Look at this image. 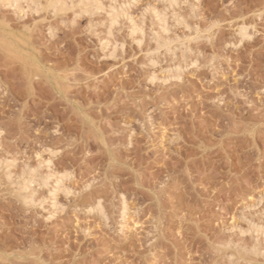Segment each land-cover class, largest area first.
<instances>
[{
    "label": "rangeland",
    "instance_id": "obj_1",
    "mask_svg": "<svg viewBox=\"0 0 264 264\" xmlns=\"http://www.w3.org/2000/svg\"><path fill=\"white\" fill-rule=\"evenodd\" d=\"M18 1L0 264H264V0Z\"/></svg>",
    "mask_w": 264,
    "mask_h": 264
},
{
    "label": "bare ground",
    "instance_id": "obj_2",
    "mask_svg": "<svg viewBox=\"0 0 264 264\" xmlns=\"http://www.w3.org/2000/svg\"><path fill=\"white\" fill-rule=\"evenodd\" d=\"M37 1H39V0H37ZM46 1H48L49 2V4H50V6L51 7H56L57 5H58V7H60L59 5L61 4V0H46ZM10 2H13V3H17V2H19L18 0H0V4H7V3H10ZM47 2V3H48ZM63 3V2H62ZM81 4V3H80ZM45 5H47V4H45ZM40 6V5H39ZM48 6H46L45 8H47ZM50 7V8H51ZM58 7H56V9L58 8ZM53 8V9H54ZM61 8V7H60ZM55 9V10H56ZM62 9V8H61ZM61 9H58V10H61ZM64 9V8H63ZM52 10V9H51ZM115 15H113V17H114ZM115 19V18H114ZM117 19V18H116ZM115 22V21H114ZM240 32V35L241 36H244L245 37V29H241V30H239ZM8 177L10 178V176L8 175ZM8 178V179H9ZM28 183V182H27ZM25 185V184H24ZM21 186V185H20ZM28 187V186H27ZM26 190V189H25ZM24 190V191H25Z\"/></svg>",
    "mask_w": 264,
    "mask_h": 264
}]
</instances>
